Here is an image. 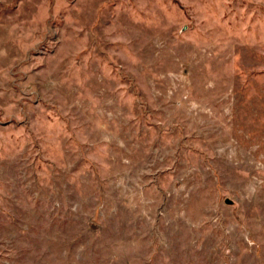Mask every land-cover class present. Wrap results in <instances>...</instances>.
Here are the masks:
<instances>
[{
	"label": "rangeland",
	"instance_id": "rangeland-1",
	"mask_svg": "<svg viewBox=\"0 0 264 264\" xmlns=\"http://www.w3.org/2000/svg\"><path fill=\"white\" fill-rule=\"evenodd\" d=\"M0 264H264V0H0Z\"/></svg>",
	"mask_w": 264,
	"mask_h": 264
}]
</instances>
